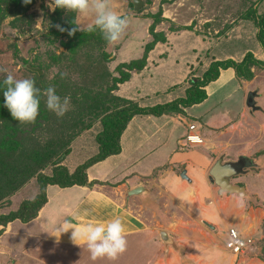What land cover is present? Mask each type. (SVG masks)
Wrapping results in <instances>:
<instances>
[{
	"label": "rangeland",
	"instance_id": "obj_1",
	"mask_svg": "<svg viewBox=\"0 0 264 264\" xmlns=\"http://www.w3.org/2000/svg\"><path fill=\"white\" fill-rule=\"evenodd\" d=\"M143 1L144 6L135 10L133 0H108L110 7L119 15L127 17L129 21L121 38L114 44L108 45L98 29L88 31V26L93 20L91 14L78 16L76 13L66 12L63 9L52 12L46 7V0H32L29 5H24L22 0H0V81L7 74H12L15 79H32L35 81V86L41 90L40 100L44 106L43 90L47 85L52 86L49 83H53L61 71L67 74L64 82L69 86L73 85V82L79 83L80 86L87 82L91 83L97 75L101 78L98 86L93 89L86 88V95L94 98L101 91L112 88V76L119 75L118 65L120 63L142 58L146 44L154 38L155 33H163L167 40L157 42L149 52L147 68L140 73L132 72L130 80L121 87L119 85L112 92V95L138 101L142 105H152L174 100L186 93L189 81L186 85L184 77L191 71V64L196 70L193 74L201 75L210 65L211 60L215 58H231L241 61L243 54L251 51L257 58L264 60L263 47L256 37L258 28L253 19H245V15L252 11H255L256 16L264 13V0ZM207 22L210 26L205 24ZM55 25H61L65 29L78 27L80 30L69 37L67 32L58 31ZM191 25V28H183ZM77 45L80 47L73 53L71 49ZM200 62L202 64L196 68ZM27 65L41 68L45 78L41 79L35 72L30 71ZM97 65L101 66L98 71L95 70ZM230 70L232 68L224 69L219 80L209 84L208 100L201 106L190 107L188 114L189 116H200L201 112H204L205 121H214V125L216 123L221 125L229 120L224 124L228 125L235 119L234 115L240 111L243 104L247 106L249 100L257 108L252 110L247 106L249 110L243 116L245 119L241 124H237L239 117L236 119L238 129L236 128L233 137L238 140L241 148L263 161L261 169H253L250 172V177L254 178L258 175L259 180H251L250 189H247L248 206H252L255 213L261 216L253 232L259 230V233L253 234L255 243L248 252L254 253L260 250L258 257L261 262L264 260V65L252 69L254 77L249 82L248 90L242 79L236 75L231 76ZM103 71H107L105 77L100 74ZM82 72L87 73L88 75H85L88 78H85ZM2 91L0 89V122L9 114V111L3 107ZM223 92L226 93L225 96ZM70 95L71 93L69 95L59 94L61 98L67 97L69 101L68 111L65 114L75 116L80 106L78 107V102H75L74 97ZM81 100L80 105L84 104V108L78 118L80 122H85L90 126L87 129H81L78 125L73 126V129L65 136L66 140L69 135L72 136L70 141L67 140L71 152L63 161L70 169L75 168L97 152L96 135L102 130L101 118L104 111L100 110L101 106L90 107L84 97H81ZM103 104L112 108L114 103L106 100ZM224 107L231 111L232 120L218 117L224 115L219 110ZM216 113L218 115L215 117ZM187 118L189 121L195 120L193 117ZM193 122L198 123V120ZM184 126L186 127L183 125L181 129H178L179 131H176L174 144L177 135L184 132ZM210 126H212L210 123L205 124L203 130L208 131ZM53 136L55 135L49 137ZM41 140L46 139L43 137ZM169 142L170 140L167 143ZM147 144L143 142L138 147L140 151L146 150ZM164 150L166 154L169 148H159V155L163 156ZM154 154H158V150ZM51 171L52 167L43 170L47 174ZM58 188V186L50 187V194L54 195L55 189ZM37 193L36 178L32 177L11 195L5 204H0V213L17 210L23 200L31 199ZM64 195L65 193H61L53 199L45 213L43 226H39L40 223L30 226L44 230L51 229L60 223L61 218H65L64 215L52 217L49 209L54 207L58 199ZM0 228L3 233L0 234L2 235L0 251L4 252L3 254L0 252V264H77L76 262L81 258L85 261L84 264L90 262L86 249H83L81 253L74 251L69 254L61 246L45 243L44 238L38 240L35 252L16 253L11 246L8 248L9 242L10 244L16 242L17 236H15L13 224L8 223ZM5 244L8 247H4ZM91 264H112V261L103 258L95 262L91 261Z\"/></svg>",
	"mask_w": 264,
	"mask_h": 264
},
{
	"label": "crops",
	"instance_id": "obj_2",
	"mask_svg": "<svg viewBox=\"0 0 264 264\" xmlns=\"http://www.w3.org/2000/svg\"><path fill=\"white\" fill-rule=\"evenodd\" d=\"M201 64L202 62L196 68ZM194 67L191 64V71L184 77L186 85L189 78L200 76L193 74L194 71L196 72ZM222 73L223 70L219 78ZM230 74L238 77L233 68ZM242 80L248 87L250 80ZM189 85L190 83L187 87ZM206 90L209 95V85ZM223 93L225 96L226 93ZM207 100L208 97L196 105L201 106ZM245 105L243 104L240 111L234 115L233 120L229 109L226 107L219 109L224 115L218 117L231 119V125L230 123L224 125L229 120L221 125L216 123L217 120L216 125L214 121H205L204 112H201L200 116H189L190 107L185 108L184 113L135 116L121 136V152L109 156L88 169L89 180H97L99 183L93 186L74 185L66 188L58 186L54 195L50 194V187L57 185H49L48 202L36 218L29 222L17 219L9 223L13 224L14 233L17 236L16 242L11 244L9 242V247L6 244L4 247H12L11 249L16 253L33 252L37 249L38 240L44 238L45 243L61 246L69 254L74 251L81 253L83 249H86L83 246L73 245L68 239V233L61 235L59 243H54L55 237L44 231H51L55 226L44 230L30 226L39 223V226H43L45 213L53 199L65 193L58 199V203L49 209L52 217H62L63 214L64 219H70V214L77 211L80 215L81 226L106 221L117 216L123 221L127 248L115 260H111L112 264H263L264 260L259 262L260 250L235 256L225 246L230 227L237 228L240 232H247L246 234L259 233V230L253 232L261 216L255 213L252 206H248L247 189H250L251 180H259L258 175L254 178L250 177V172L253 169H261L263 161L241 148L238 140L233 137L238 129L237 124L243 122L245 119L243 116L249 110ZM187 117H193L198 120V123L193 122L195 120L189 121ZM238 117L239 122L236 124ZM191 123L197 125V130L204 139L203 144L190 145L185 140L189 132L188 126ZM209 123L212 126L208 131H204V125H209ZM183 125H186L184 132L177 135L174 144L175 133ZM169 140L170 142L167 143ZM143 142L148 143L147 149L140 151L138 147ZM161 147L169 148L166 154L165 150L163 151V156L159 155ZM157 150L158 154H154ZM239 156L253 160V165H250L247 172L231 179L234 184L244 185L247 204L246 219L236 218L239 215V211L234 206V194L236 193L223 192L220 194L219 188L209 181V171L220 157H224L225 162L235 161ZM75 168L69 169L74 171ZM117 168L118 171L115 172ZM183 170L186 171L187 179L181 177ZM90 193L95 195L91 204L86 202V197ZM62 220L61 218L60 222ZM162 230L174 236L178 245L183 247V254L172 247L165 248L159 235ZM4 247L3 251H5ZM0 252L2 253V250ZM84 262L81 258L76 263L84 264ZM86 264H91V261Z\"/></svg>",
	"mask_w": 264,
	"mask_h": 264
},
{
	"label": "trees",
	"instance_id": "obj_3",
	"mask_svg": "<svg viewBox=\"0 0 264 264\" xmlns=\"http://www.w3.org/2000/svg\"><path fill=\"white\" fill-rule=\"evenodd\" d=\"M245 16V19L251 18L256 24L258 28L256 37L264 50V13L256 16L255 11H252ZM209 22L205 24H209L210 26ZM191 27L192 25L183 28ZM166 40L167 37L163 33H155L154 38L146 44L143 57L133 59L130 62L120 63L118 65L119 75L112 76V88L105 89L104 92L101 91L94 98H92L93 96L86 95V88L91 87L93 89L98 86L101 78L97 75L91 80V83L87 82L81 86L77 82H73V85L70 86L66 85L67 83L64 82V79H61L60 76L56 77V80L49 84L54 87L58 95H69L71 93L70 96L74 97L75 102H78V107L80 106L77 111L78 114L75 116L67 113L68 115L65 114L62 118H57L53 113L47 111L41 103L37 119L32 124L18 127V121L14 120L10 113L1 119L0 204H5L8 198L32 177L36 178L38 193L31 199L23 200L17 210L0 213V226H6L17 219L22 222H29L36 218L40 210L48 202L49 185L66 188L74 185L93 186L99 183L97 180H89L88 169L109 156L121 152V136L128 123L135 116H162L164 114L184 113L185 108L202 103L207 99L206 87L219 78L221 70L233 68L238 77L244 80H251L254 77L252 69L264 65V60L257 58L251 51L247 52L241 61L231 58L214 59L202 75L189 78L190 85L187 87L184 96L152 106H141L136 101L121 97L120 95H112L115 88L130 80L132 72L139 73L147 66L149 52L154 48L156 43ZM80 45L73 47L71 51L75 53ZM100 67L97 65L95 70L98 71ZM103 67L106 68V65L103 64ZM106 72L103 71L100 74H103V77H105ZM35 73L41 79L45 78L43 73ZM85 74L87 73L82 72V75L88 78V74ZM49 86L47 85L46 88ZM81 97H84V100L88 102L90 107H94L95 105L98 108L101 106L102 109L100 110L104 111L101 118L102 130L96 135L97 152L79 164L74 171H70L63 161L71 152L68 144L72 136H68L67 140L69 141L65 139V136L67 132L73 129V126L76 127L78 125L81 129H87L90 126V124L86 125L85 122H80L78 118L84 108V104L80 105L82 103ZM106 100L113 101L112 108H108L103 104ZM65 116L68 117L66 118ZM52 135L55 136L49 137ZM43 137L46 140H41ZM48 167H52L50 174L43 172ZM1 233L2 229L0 228Z\"/></svg>",
	"mask_w": 264,
	"mask_h": 264
},
{
	"label": "clouds",
	"instance_id": "obj_4",
	"mask_svg": "<svg viewBox=\"0 0 264 264\" xmlns=\"http://www.w3.org/2000/svg\"><path fill=\"white\" fill-rule=\"evenodd\" d=\"M22 3L29 5L32 0H22ZM46 7L52 12L63 9L78 16L91 14L93 20L88 26V31L98 29L108 45L114 44L121 38L129 23L127 17L119 15L110 7L108 0H46ZM55 27L62 33L67 32L69 37L80 30L78 27L68 29L61 25ZM66 75L64 72L59 73L61 79ZM0 89L3 90V107L9 111L14 120L18 121V127L36 121L40 111L41 90L35 86V81L28 78L15 79L12 74H7L0 81ZM43 96L44 107L57 118H62L68 111V98H61L54 87L49 86L44 89ZM232 172L233 170L229 169V174ZM223 192L224 189H221V194ZM94 199L95 195L90 193L86 197V202L91 204ZM234 206L239 211L236 218L246 219V192L240 191L234 194ZM44 232L55 237L54 243H59L61 235L68 233L69 241L73 245L86 248L92 262L103 258L115 260L127 248L125 226L118 216L81 226L80 215L77 211H73L70 219H63L54 229Z\"/></svg>",
	"mask_w": 264,
	"mask_h": 264
},
{
	"label": "water",
	"instance_id": "obj_5",
	"mask_svg": "<svg viewBox=\"0 0 264 264\" xmlns=\"http://www.w3.org/2000/svg\"><path fill=\"white\" fill-rule=\"evenodd\" d=\"M133 1L135 5V10H139L141 9V7L144 6L143 0H133ZM27 68L34 72H38L39 74L43 73V70L39 67L27 65ZM251 103L252 102L249 100L247 102V106L250 109L254 110L256 107L254 106L253 103L252 104ZM250 165H253V160L245 156H239L238 159L235 161H225V162H224V157H220L209 171V181L211 182V184L219 188L220 194H221V189H224V192H228V193H239L240 191L245 192V188L243 186L232 183L231 179H233L234 177L240 174L247 172ZM229 169L233 170L231 174H229ZM181 177L187 179L185 170L182 171ZM159 235L166 249L172 247L180 254H183V247L178 245L172 234H170L165 230H162L160 231Z\"/></svg>",
	"mask_w": 264,
	"mask_h": 264
},
{
	"label": "built area",
	"instance_id": "obj_6",
	"mask_svg": "<svg viewBox=\"0 0 264 264\" xmlns=\"http://www.w3.org/2000/svg\"><path fill=\"white\" fill-rule=\"evenodd\" d=\"M188 130L189 132L185 137L188 144L201 145L204 143V139L198 132L197 125L195 123H191L188 126ZM254 243L255 240L253 239V235L244 234L234 227H230L228 229L225 246L231 254L235 256L245 254L252 249Z\"/></svg>",
	"mask_w": 264,
	"mask_h": 264
}]
</instances>
